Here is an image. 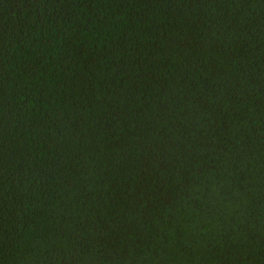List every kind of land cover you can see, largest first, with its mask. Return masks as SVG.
I'll use <instances>...</instances> for the list:
<instances>
[{
    "label": "trees",
    "instance_id": "obj_1",
    "mask_svg": "<svg viewBox=\"0 0 264 264\" xmlns=\"http://www.w3.org/2000/svg\"><path fill=\"white\" fill-rule=\"evenodd\" d=\"M0 264H264V0H0Z\"/></svg>",
    "mask_w": 264,
    "mask_h": 264
}]
</instances>
